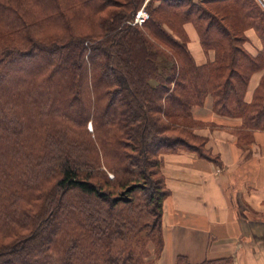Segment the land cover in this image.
<instances>
[{
  "label": "trees",
  "instance_id": "16d2710c",
  "mask_svg": "<svg viewBox=\"0 0 264 264\" xmlns=\"http://www.w3.org/2000/svg\"><path fill=\"white\" fill-rule=\"evenodd\" d=\"M152 1L139 27L144 0H0V264H155L170 194L162 156L216 161L193 107L209 98L215 114L240 118L239 145L264 132V73L244 99L264 70V11L253 0ZM250 29L256 56L244 48Z\"/></svg>",
  "mask_w": 264,
  "mask_h": 264
},
{
  "label": "crops",
  "instance_id": "0c3cea01",
  "mask_svg": "<svg viewBox=\"0 0 264 264\" xmlns=\"http://www.w3.org/2000/svg\"><path fill=\"white\" fill-rule=\"evenodd\" d=\"M188 50L197 65L207 61L197 32L185 25ZM245 50L256 56L261 42L250 29ZM264 70L250 79L249 103ZM205 126L195 131L207 139L216 161L178 151L162 156V174L170 194L162 205L164 248L157 264H173L178 255L191 263L227 258L232 264H264V132L254 131L240 145L232 131L240 118L215 114L212 101L193 107Z\"/></svg>",
  "mask_w": 264,
  "mask_h": 264
},
{
  "label": "built area",
  "instance_id": "2783aa9c",
  "mask_svg": "<svg viewBox=\"0 0 264 264\" xmlns=\"http://www.w3.org/2000/svg\"><path fill=\"white\" fill-rule=\"evenodd\" d=\"M149 1L150 0H145L142 7L135 12L132 21L130 22L131 25L142 26L149 19V14L146 10V4ZM258 1L261 2L262 7L264 8V0H258Z\"/></svg>",
  "mask_w": 264,
  "mask_h": 264
},
{
  "label": "rangeland",
  "instance_id": "374dc122",
  "mask_svg": "<svg viewBox=\"0 0 264 264\" xmlns=\"http://www.w3.org/2000/svg\"><path fill=\"white\" fill-rule=\"evenodd\" d=\"M144 1H145V0H144ZM150 1H152V0H150ZM150 1H149V2H150ZM154 1H155V0L152 1V2L154 3L153 5H154V6L158 5V1H155V2H154ZM193 1L198 2L199 0H193ZM253 1H254V3H256V4L260 7L261 11H264V8L262 7L260 1H258V0H253ZM149 2H148V3H149ZM143 3H144V2H143ZM148 3H147V4H148ZM147 4H146V6H147ZM142 5H143V4H142ZM142 5L140 6V8L142 7ZM140 8H139V9H140ZM139 9H138V10H139ZM147 12H148V11H147ZM148 14H149V13H148ZM188 24H189V23H188ZM185 25H186V24H185ZM185 25L183 26V28L185 27ZM139 27H140V26H139ZM214 30H215V29H214ZM184 31H185V28H184ZM247 31H248V30H247ZM247 31H246V32H247ZM246 32H245V33H246ZM185 33H186V31H185ZM187 37H188V36H187ZM188 42H189V38H188ZM61 63H62V62H61ZM26 71H27V70H26ZM21 79H22V78H21ZM18 80H19V81H18ZM18 80L14 79V82H15V83L21 82V81H20V77L18 78ZM78 88H79L80 91L83 90L81 84L79 85ZM116 98L119 99V95H118ZM116 106H117V103L114 102V103L112 104V107L114 108V107H116ZM109 113H111V108L109 109ZM73 115H74V114H73ZM89 124H90V123H88V126H89ZM196 130H198V129L196 128V129L194 130V133H195ZM188 139H189V138H188ZM189 141H190L191 143H193L194 145H198V144L200 145V141H199V142H198L197 140H189ZM109 176H110V178L112 177L110 174H109ZM156 180H157V176L153 177V181H156ZM161 255H162V254H161ZM178 256H179V255H178ZM207 260H211V259H207ZM157 262H158V260L155 262V264H157ZM189 262H190V261H189ZM190 263H191V262H190Z\"/></svg>",
  "mask_w": 264,
  "mask_h": 264
}]
</instances>
